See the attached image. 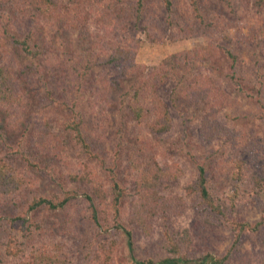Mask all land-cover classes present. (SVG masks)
<instances>
[{"label": "rangeland", "instance_id": "1", "mask_svg": "<svg viewBox=\"0 0 264 264\" xmlns=\"http://www.w3.org/2000/svg\"><path fill=\"white\" fill-rule=\"evenodd\" d=\"M136 1L50 0V12L42 0H0V30L30 31L42 44L36 57L12 42L8 48L15 110L0 109V152L25 181L17 193L0 195V264L17 262L43 243L54 256L42 264L158 262L170 253L167 233L196 261L211 255L225 257L223 264H264V225L237 229L239 222L264 217V7L256 0H197V15L191 0H172L169 11L164 0H143L136 17ZM64 6L68 21L61 17ZM59 18L61 29L49 22ZM122 38L130 41L125 53L140 66L179 55L165 88L157 89L170 106L169 117L155 109L158 121L170 118L159 136L139 128L121 98L131 87L111 85ZM226 49L239 56L237 67ZM77 115L88 151L68 129ZM198 164L220 210L188 188ZM84 167L103 203L88 179L72 177ZM109 168L123 189L119 223L132 233V253L112 219ZM69 188L78 196L63 208L28 212L40 228L24 235L27 223L16 216L31 197L55 199ZM83 194L97 205L100 225ZM150 205L159 211L142 224L138 217ZM10 238L21 248L18 256L5 252Z\"/></svg>", "mask_w": 264, "mask_h": 264}, {"label": "trees", "instance_id": "2", "mask_svg": "<svg viewBox=\"0 0 264 264\" xmlns=\"http://www.w3.org/2000/svg\"><path fill=\"white\" fill-rule=\"evenodd\" d=\"M45 4H48L50 6H47L50 8V12L52 9V5L50 0H42ZM165 1V7L166 10L169 11L172 7V0H164ZM22 2V1H21ZM257 8L264 7V0H256ZM25 8L27 7V4L29 2L25 3L22 2ZM193 9L195 13L197 14V7L198 3L197 0H191ZM143 0H137L136 4L134 6L135 8V16H140V12H142L143 7ZM30 5V4H29ZM28 5V7H29ZM142 9H141V8ZM64 8L67 10L66 13H60L62 19L69 20V17L71 12L67 8V6H64ZM120 12V10H118ZM24 14V13H21ZM117 15V13H115ZM198 15V14H197ZM15 22H17L16 19H14ZM60 18L58 21H52L49 20L50 24L54 28L61 29L60 27ZM63 21V20H62ZM19 23H21L19 21ZM2 29L0 30V50L2 53V56L0 57V109H4L6 112H12L15 109L12 107V100L15 99L14 97V86H15V74H14V68H13V55L8 54V48L9 43H14V46L16 49L23 50L24 52H30L34 57L38 56L40 53V47H42V44L37 41L36 36L33 32L26 31L25 34L19 35L14 34L12 32H9L5 25H1ZM122 43L118 46L120 49V55L121 61L120 67L118 70L112 71L114 74L112 78L110 79L111 85L113 87H123L124 85L128 84L129 87H131L132 92L128 94L127 91H122L121 98L127 99V107L132 112L133 116L135 117V120L137 122V125L139 128H142L143 130H148L150 132H154L157 136L162 134L166 127L168 126V119L167 117H164L162 122L157 120V111L158 112L162 109H165V112L167 113V116L169 114V104L162 101V93L157 94V89H164L166 86V83L170 79V73L171 70H168V68L171 66L173 67L174 62L179 60V55L173 54L168 56L166 59L162 61V63L158 66H149L144 67L140 66L138 64H135L132 60V55H128L125 53L124 49H130L129 40L122 38ZM226 53L228 57L231 60V64L233 67L238 66V58L239 56L232 52L230 49H226ZM2 57H8L11 61L4 62L2 61ZM129 60V62H127ZM123 69V70H122ZM233 78V74L231 76ZM164 87V88H163ZM164 90H162L163 92ZM105 97H109L108 94L105 95ZM149 103L154 104V108H152ZM169 117V116H168ZM68 129L72 132V138L73 140L85 151L89 150V145L86 142V139L84 138V134L81 127V120L79 116L77 115L69 124ZM19 154H21L22 158L26 160L27 162V155L25 152L20 151ZM82 170L81 173H73L72 177L82 178V179H88L89 182L92 184V191L94 193V196L99 197V202L103 203L102 197L100 195L95 194V190H97L96 184L93 183L91 174L89 171L85 169ZM198 174L196 179L194 180V183L189 185V189H193L199 193V196L202 198L204 202H206L208 205H210L212 208L216 210H220L219 206H217L211 197V194L207 187V179H206V170L205 167L202 164L197 165ZM109 174L113 177V170L109 168ZM23 180L25 179L22 176L21 171H19L11 162H9L5 156H3L0 152V195H7V194H14L17 193L24 185ZM113 190L114 194L110 200L111 208L113 209V221L116 222L115 227L123 229L127 236V244L131 251L133 252V239H132V233L129 229L125 228L123 225L119 223L120 221V214H121V201L123 198V189L119 185L118 181L113 177ZM99 189V188H98ZM78 196V193L73 189H66L64 190V194L59 198H50L43 195H34L31 197L27 205L23 207L24 211L19 212L16 217L22 221L23 224L27 223V226L25 227L24 235L29 232L31 228L34 230H38L40 227L38 224H36L35 221L31 219L30 216H28V212L31 210L36 209L37 207L44 206L49 209H56V208H63L66 203H68L71 199H74ZM87 201H89V205L92 211V217L94 221L97 223V225H100L98 217H97V205L94 204L93 198L89 194H83ZM146 200L150 201V197H145ZM140 204L146 208V206L143 204V202H140ZM166 204V203H162ZM172 205L165 206L164 208H161V211H168ZM147 208V215L146 216H139L138 221L140 223L144 224L145 220L151 219L159 210L156 206L150 205ZM2 219H4L3 216H0V224ZM34 225V226H31ZM237 229L239 231H242L246 227L250 230L254 231L257 230L261 225H264V217L254 224H249L247 222H239L237 223ZM31 231H33L31 229ZM237 232V234L239 233ZM167 240H168V250L169 254H166L161 259H159L158 262H154L152 259H146V260H138L136 259V264H192L196 261L195 258H188L184 253L181 252L180 246L178 242L172 237L171 234L167 233ZM237 240V238H236ZM15 239L10 238L8 240V244L6 246L5 252L10 256H18L21 252V248L17 247L15 245ZM51 256H54L52 252L49 251L48 247L43 243L36 249V251H29L28 255L22 256V258L14 262L12 264H42L44 261L49 260ZM225 257L220 258H214V256L211 255H205L201 259H198L196 261V264H223Z\"/></svg>", "mask_w": 264, "mask_h": 264}]
</instances>
